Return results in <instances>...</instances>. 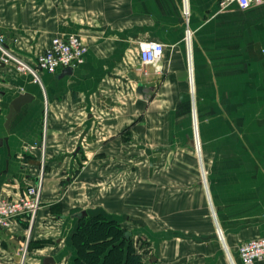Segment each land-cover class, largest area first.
<instances>
[{
  "label": "crops",
  "instance_id": "1",
  "mask_svg": "<svg viewBox=\"0 0 264 264\" xmlns=\"http://www.w3.org/2000/svg\"><path fill=\"white\" fill-rule=\"evenodd\" d=\"M218 2L188 0L185 17L182 0H0V35L23 60L32 63L55 36L76 34L87 46L81 66L41 72L40 83L0 65V140L7 141L0 146V200L42 181L27 264L61 263L64 255L52 252L72 247L75 215L123 212L124 189L114 185L131 176L141 181L142 152L156 161L159 138L172 134L168 120L187 116L189 101L213 111L201 130L211 161L205 194L235 263L241 244L264 237V4L220 10ZM152 41L164 46L162 57L140 66L138 46ZM25 95L30 100L8 120L11 103ZM244 117L251 126L238 141L237 120ZM177 145L191 151L190 143ZM25 229L0 228V264H19ZM203 236L199 264H228L212 234Z\"/></svg>",
  "mask_w": 264,
  "mask_h": 264
},
{
  "label": "rangeland",
  "instance_id": "2",
  "mask_svg": "<svg viewBox=\"0 0 264 264\" xmlns=\"http://www.w3.org/2000/svg\"><path fill=\"white\" fill-rule=\"evenodd\" d=\"M190 33L192 46L193 34L191 31ZM238 41L240 42V39ZM188 104L189 114L187 116L185 114L181 116L180 112H177L174 113L170 121L168 120L166 130H171L172 134H163L159 138V141L163 140V142H159L156 161H151L154 156H150L149 151L142 152V177L140 182H133L131 176V181L126 179V181L115 185L114 183L107 184L120 186L124 189V207H122L123 212L119 215H113L111 218L104 216L108 220L115 221L121 230L131 234L127 247L141 256V264L202 263V258L199 259L198 256L201 252L199 245L201 240L206 237L203 235L210 233L216 240L223 258L227 261L225 251L216 233V220L213 214L215 216L217 210L212 195L210 199L208 194H205L206 181L211 193V161L207 158L203 147L201 130L202 127L207 129L213 121L210 117L208 118V115H212L213 111H207L205 114L202 110H199L197 102L195 106L190 101ZM224 107L226 105H219L218 110L224 111ZM176 114L178 115L176 116ZM221 114L223 115V112ZM239 116H241V113H239ZM194 120L197 125V135L194 130ZM226 120L228 123V115ZM249 124L250 120L246 117H244L243 123L241 118L237 120L238 141L240 137H248V129L245 128L250 127ZM187 129L189 133L184 135L183 131H187ZM173 131L176 133L173 134ZM181 141L190 143L191 151L185 152L179 149L180 147L177 144ZM124 168L127 174H132L130 170L132 171L133 167ZM149 173L155 175L152 180H150ZM200 191L203 192V198L202 195H200L201 197L198 195ZM202 204H204V207ZM94 215L88 214V216ZM75 218L77 219V228L81 215L77 214ZM204 224L212 229L206 231ZM218 224L223 233L224 245L230 252V246L225 241V232L219 221ZM187 226L189 229H184ZM96 240L97 237L90 236L86 238V243L88 245ZM187 244H189L190 250L188 253L186 252ZM34 245L30 246L32 253H36L34 249L37 246ZM69 248L66 244H63L54 249L53 252L51 251L54 254L64 255L59 264H74L75 250L73 248V253H70ZM87 248L90 250L91 247L85 249L87 250ZM27 251H29L28 248ZM189 253L194 255H187ZM155 258H157L156 261L151 260ZM26 262H28L27 259ZM26 262L25 264H27Z\"/></svg>",
  "mask_w": 264,
  "mask_h": 264
},
{
  "label": "built area",
  "instance_id": "3",
  "mask_svg": "<svg viewBox=\"0 0 264 264\" xmlns=\"http://www.w3.org/2000/svg\"><path fill=\"white\" fill-rule=\"evenodd\" d=\"M183 14L189 15L188 0H182ZM264 0H219L218 7L225 10L230 5H235L239 10H247L254 6H261ZM185 47L187 53L188 72L192 74L191 60V33L185 32ZM164 52V46L158 42H145L138 46V60L140 66L152 65L158 62ZM87 46L80 36L70 34L64 37L55 36L50 45L36 59L30 63L7 47L6 38L0 35V65L8 66L20 76H30L35 83H40V73H54L57 69L74 70L85 61ZM195 121V120H194ZM194 130L197 135L195 121ZM198 141V140H197ZM42 181L29 185L20 195L0 200V228L12 230L25 225V236L20 246V264H25L29 237L35 223L36 216L41 208ZM216 223V222H215ZM216 233L226 254L228 264H236L229 250L224 245V238L216 223ZM237 255L241 264H255L264 262V237L250 240L241 244L237 249Z\"/></svg>",
  "mask_w": 264,
  "mask_h": 264
},
{
  "label": "trees",
  "instance_id": "4",
  "mask_svg": "<svg viewBox=\"0 0 264 264\" xmlns=\"http://www.w3.org/2000/svg\"><path fill=\"white\" fill-rule=\"evenodd\" d=\"M126 233L102 214L81 216L71 237L74 264H141V256L127 247L130 237ZM90 236L97 240L87 245Z\"/></svg>",
  "mask_w": 264,
  "mask_h": 264
},
{
  "label": "water",
  "instance_id": "5",
  "mask_svg": "<svg viewBox=\"0 0 264 264\" xmlns=\"http://www.w3.org/2000/svg\"><path fill=\"white\" fill-rule=\"evenodd\" d=\"M137 91H138V93H141V88L138 87ZM29 100H30L29 96L25 95L24 97H20L19 99H17L14 102H12L11 103V109H10V112H9V115H8L7 119L8 120L11 119L13 117V115L15 114V112L18 111L19 107L23 103H25V102H27ZM6 142H7L6 139L0 140V146L2 145V143H4L6 145ZM7 156H8V158L10 157V153L9 152H7ZM85 215H86L85 212H83L82 216H85ZM126 235L130 236L131 234L130 233H126ZM152 260H155V259H152ZM44 264H54V260L52 258L45 259L44 260Z\"/></svg>",
  "mask_w": 264,
  "mask_h": 264
},
{
  "label": "bare ground",
  "instance_id": "6",
  "mask_svg": "<svg viewBox=\"0 0 264 264\" xmlns=\"http://www.w3.org/2000/svg\"><path fill=\"white\" fill-rule=\"evenodd\" d=\"M192 86H190V88H191ZM222 235H223V233H222Z\"/></svg>",
  "mask_w": 264,
  "mask_h": 264
},
{
  "label": "flooded vegetation",
  "instance_id": "7",
  "mask_svg": "<svg viewBox=\"0 0 264 264\" xmlns=\"http://www.w3.org/2000/svg\"><path fill=\"white\" fill-rule=\"evenodd\" d=\"M130 237V236H129Z\"/></svg>",
  "mask_w": 264,
  "mask_h": 264
}]
</instances>
